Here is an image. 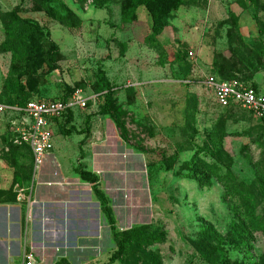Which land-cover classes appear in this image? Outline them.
<instances>
[{
    "label": "rangeland",
    "instance_id": "374dc122",
    "mask_svg": "<svg viewBox=\"0 0 264 264\" xmlns=\"http://www.w3.org/2000/svg\"><path fill=\"white\" fill-rule=\"evenodd\" d=\"M124 1L96 7L94 0H0L2 99L86 100L84 109L74 111L72 130L53 128L54 150L47 161L65 177L74 175L86 202L100 209L92 184L73 171L80 166L96 175L116 231L143 226L145 233L160 236L137 242L132 254L112 264H151L148 255L159 264H259L264 234L237 240L238 220L221 185L214 177H200L189 163L196 156L217 161L235 184L250 188L257 213L264 215L256 183V169L264 175V119L239 105L221 107L206 85L214 66L225 72L227 62L236 70L233 79L249 76L264 94V51L255 52L257 45L264 49V0L256 9L248 0L245 7L238 0H182L155 40L143 6L123 22ZM14 8L26 21L18 23L19 31L41 28L34 55L40 54V61L32 55L38 49L19 56L9 50L2 22ZM47 8L70 10L72 21L51 18ZM102 78L111 88L107 99ZM6 81L20 83L23 92L5 89ZM10 138L0 115V178L7 190L26 183L30 171L25 148ZM98 214L97 235L83 236L75 246L32 252L33 264H106L115 242ZM207 227L223 239L219 246L204 236Z\"/></svg>",
    "mask_w": 264,
    "mask_h": 264
},
{
    "label": "trees",
    "instance_id": "16d2710c",
    "mask_svg": "<svg viewBox=\"0 0 264 264\" xmlns=\"http://www.w3.org/2000/svg\"><path fill=\"white\" fill-rule=\"evenodd\" d=\"M110 0H94V5L96 7H103L106 5ZM250 5L256 9L258 0H248ZM241 6L245 7V1L244 0H238L237 1ZM182 4V0H125L123 4V10H122V17L123 22H130L135 18V12L139 6H143L150 18H151V39L155 40V38L163 32V30L168 26L169 19L171 18V11L177 9ZM45 12L48 16H50L53 19L58 20L62 23H70L72 21L71 19V12L68 9H64L63 13L53 9V8H47L45 9ZM9 21H3L2 25L5 31V37L8 43L10 44V51L14 52L17 56L20 54H29L34 52L32 55L37 60L40 61V54L35 55L39 51V43L38 38L39 34L41 33V28L39 25L35 24L33 26H27L23 28L22 30H18L17 25L18 23H25L26 21H23L19 15L17 8H14L12 11H10L7 14ZM28 37L26 41H24L23 38ZM23 40V41H22ZM21 44L25 45L26 48L21 49ZM28 48V49H27ZM24 50V51H23ZM264 49L261 48V46L256 49V53H262ZM19 54V55H18ZM225 72L223 69L214 66V72L213 75L220 79V80H233L232 74L236 72L234 71L233 67L229 66L226 62L225 64ZM228 74L229 77H224L223 74ZM251 78L249 76H245V79H239L238 81L242 82L246 86H249L253 88L257 93L260 92L259 87L254 82H249ZM101 82H103V89L106 90L105 98L107 99L110 95V85L105 81L104 78H102ZM5 89H19L20 92H23L24 86L16 81H12L9 83V81H6L4 85ZM263 94V93H262ZM53 99H60L63 101H66L65 98H53ZM30 100H52V99H44V98H28V99H9L8 101L2 99V95L0 92V104L4 105H17V106H24L26 102ZM87 105V103H86ZM236 104H229L226 107L223 108H230L232 106H235ZM74 111L72 109H68L60 119L55 120V125H60L61 127L70 125L68 127V130L73 129L72 122L74 120ZM107 112L106 110L104 111ZM249 112V111H248ZM251 113V112H250ZM252 114V113H251ZM3 117L5 119V126L8 128V131L11 135L10 142H13V135L10 130V122L7 120L8 115L7 113L3 114ZM264 119V118H262ZM261 119V120H262ZM69 133V131L65 132ZM225 133L219 134L217 137L219 140L222 136H224ZM21 146H23L27 152V155L30 160V171L28 176L23 179V181L30 182L33 178V165H32V159H31V153L29 150V147L21 143ZM13 147H16L14 145ZM205 153L204 151L200 150L199 153ZM214 158L217 159L218 154L213 155ZM190 167L199 174L200 177L207 178V177H214L215 180L221 185L223 191H224V197L225 200L232 206V209L234 210L236 214V218L238 220V223L234 224L235 229L237 230V233L239 234L240 239H237L239 241L242 240L243 236H252L254 232H260L264 234V215H260L257 213V203L256 199L253 195V193L250 191V188L245 184H235L232 179L229 176V173L227 171L222 172L221 167L218 165L217 161H207L204 158H200L199 156H196L190 163ZM261 170L256 169V183L259 188V192L262 195V198L264 200V175L260 173ZM75 174L79 176V178L83 181L89 182L92 184V192L94 196L96 197L98 203L100 212L102 213V216L104 220L106 221L107 225L110 228L113 240L115 242V250L111 253L108 262L106 264H112L116 260H118L120 257L126 256L128 254H132L135 251V246L137 242H144L147 243L151 242L153 240L157 241L160 239V236L156 233H145L143 231V226L139 227H133L130 229H126L123 231H116L114 227V218L112 213V208L109 205V201L105 194L99 189L97 184V177L92 172H89L85 170L83 167H75L74 171ZM22 181V180H20ZM18 187H21V185L18 184ZM16 187L13 186V189L11 190H0V200L2 201H8V202H14L16 201L17 192L14 190ZM6 194L10 195L11 198H7ZM203 234L206 238L211 240V242H215L216 245L219 246L220 243H222L223 239L221 236L214 231L212 228L207 227L203 229ZM196 249L198 252L204 256L206 259L209 260V253L207 251H204L199 245L195 244ZM149 260L151 264H159L158 259L154 255H148ZM259 264H264V260L260 262Z\"/></svg>",
    "mask_w": 264,
    "mask_h": 264
},
{
    "label": "crops",
    "instance_id": "0c3cea01",
    "mask_svg": "<svg viewBox=\"0 0 264 264\" xmlns=\"http://www.w3.org/2000/svg\"><path fill=\"white\" fill-rule=\"evenodd\" d=\"M47 159L36 180L14 189L23 192L17 193L16 201L0 200V264H19L24 252L75 246L83 236L98 234L100 209L86 202L74 175L65 177ZM6 188L0 178V190Z\"/></svg>",
    "mask_w": 264,
    "mask_h": 264
},
{
    "label": "built area",
    "instance_id": "2783aa9c",
    "mask_svg": "<svg viewBox=\"0 0 264 264\" xmlns=\"http://www.w3.org/2000/svg\"><path fill=\"white\" fill-rule=\"evenodd\" d=\"M206 85L213 91L215 100L221 107L236 104L255 117L264 118V94L257 93L253 88L236 79L220 80L211 74L206 77ZM85 107L86 100L79 96H73L66 101L30 100L24 106L0 104V115L5 113L8 115L13 142L24 143L29 147L33 175L53 153L55 120L60 119L68 109ZM33 262L32 252H24L23 260L19 264H33Z\"/></svg>",
    "mask_w": 264,
    "mask_h": 264
},
{
    "label": "water",
    "instance_id": "95a60500",
    "mask_svg": "<svg viewBox=\"0 0 264 264\" xmlns=\"http://www.w3.org/2000/svg\"><path fill=\"white\" fill-rule=\"evenodd\" d=\"M16 191H19V189H16Z\"/></svg>",
    "mask_w": 264,
    "mask_h": 264
}]
</instances>
